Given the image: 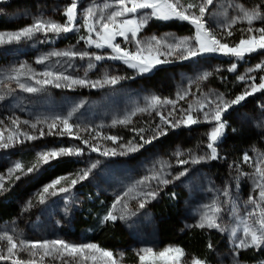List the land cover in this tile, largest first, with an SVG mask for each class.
I'll list each match as a JSON object with an SVG mask.
<instances>
[{
  "label": "rangeland",
  "instance_id": "1",
  "mask_svg": "<svg viewBox=\"0 0 264 264\" xmlns=\"http://www.w3.org/2000/svg\"><path fill=\"white\" fill-rule=\"evenodd\" d=\"M71 2L72 0H0V21L17 26L13 31L0 32L18 31L32 24L38 17L64 23L66 17L63 13ZM77 3V30L67 34L61 33L58 36L52 33L47 36L39 33L32 39L0 44V57L7 59L6 64L0 66V95L4 96V99L0 100V131L7 137L9 132L16 131V126L12 124V121L18 120L20 132H27L36 137L33 140H24L23 137H20L23 142H17L6 150L0 149V175L6 177L4 181L6 190L0 191V198L3 195H12L11 199L18 208L15 218L0 223V235L7 233L17 241L25 240L26 242L59 239L75 245L90 243L87 236L104 223H102V218L115 199L132 189L129 196L125 197V202L129 205L126 218L117 220L130 236L129 251L118 250L113 254L118 258L120 264H139L137 254L144 248L162 251L167 247H178L173 244H162L158 232V221L150 211L151 205L159 200L161 189L170 186L185 193L180 208L181 223L185 231L201 229L196 225L199 223L201 215L210 211L209 206L213 203L223 209L220 214L223 231L201 229L206 235L215 234L217 237L216 246L209 248L211 254L206 255L207 258L212 257L213 262L203 260L205 264H245L240 259L241 253L264 250V246H262L261 248L241 249L238 254H235L237 251L235 243L241 237L243 228L239 222L242 217L247 216L248 211L253 207L248 203V199L250 196L256 195L258 190L254 189L250 176L241 175L236 167H232L231 162L233 161L228 157L229 149L226 139L233 133L228 128L230 125L234 130L241 127L251 129L257 138L252 140L253 142L246 153L254 162L261 154H264V91L248 96L239 105L231 107L223 114L226 126L223 137L218 141L219 158L215 161L206 159L199 164L189 163L183 167L179 165L181 159L191 161L193 156L200 157L209 154L206 145L215 122L205 121L203 113L195 112V115L201 117L199 123L190 127L168 128L167 135L160 136L153 143L145 145L134 153L101 156L99 152L83 151L79 156H62L50 160L47 164L41 162L37 171L24 175L20 180H16L15 175L7 176L8 170L17 162H21L25 168L36 163L38 154L41 152L58 151L60 148H81L75 139L67 133L64 135L55 134L60 131L59 127L52 130L53 134H48V124L58 117L69 119V123L74 126V131L76 129L87 130L98 136L118 137L117 144H113L109 140V144L98 143L95 145L99 146L100 151L105 148H117L119 151L118 144H126L129 141L133 144L139 142L138 130L143 129L142 135L150 137L158 131L157 126L167 127L160 120L161 114L172 120L179 118L182 115V110L187 109L189 104L196 106L198 101H205V97L211 101H215L220 94H223L225 99L234 98L244 92L248 83H251L250 80L248 82L239 81L237 76H255L256 82L259 83V77L264 75V69L248 72V69L255 68L257 63L264 62V50L248 54L243 60L221 54H204L188 60L172 57L170 58L171 63L158 65L146 73H141L138 68H130L122 61L107 58L95 61L88 58L70 60L67 57H50L43 64L36 63L38 59L52 51L68 49L100 54L105 57L112 54L110 49L89 47L86 41L80 40L81 36H87L86 30L80 25L83 23L85 9L95 7L99 14L103 4L108 3L114 7L115 0H77ZM261 3L262 0H214L205 16L206 27L214 31L219 38V34H227L225 25L229 20L240 15L239 7L251 9ZM112 10L113 8H110L104 14L107 15ZM150 11V9L141 10L142 13ZM153 21H177L181 24H188L193 35L181 36L172 31L163 33L148 31ZM235 26H242L245 30L248 27L246 21H238L231 29ZM260 26H264V21L253 22V27ZM194 32V27L186 21L177 19L164 21L149 17L147 23L138 33V39L147 41L155 36L158 39L172 42L174 39L194 37ZM117 42L121 43L122 47L135 50L134 43L125 44L121 37H117ZM238 43L230 42L229 46ZM233 62L237 64V69L234 72H229L228 68ZM89 63L95 67L89 69ZM22 65L26 66L25 72L27 68H32L36 73L52 70L89 81L102 79L105 75L119 76L123 79L114 86L106 85L103 88L92 89L74 85L70 89L64 87L62 82L60 88L48 85L37 93H26L19 89L15 81L7 79L13 69ZM204 73H211V75L206 80L199 79ZM20 79L21 82L30 86L40 87L35 85L34 79H29L23 73ZM185 92L188 95L185 99L178 100L176 110L172 105L161 104L156 110L136 111L138 108H146L154 96L161 100H177L178 96ZM210 109L211 106L205 108V111H210ZM133 112L135 115H131ZM128 116H131V123L127 125L113 123ZM24 121L29 123L25 124ZM37 121L40 122L37 123ZM135 121H141L142 127L134 129ZM32 123H37L36 129L31 128ZM57 123L59 125V121ZM41 130L45 135H40ZM120 131L129 133L131 137L120 136L118 134ZM177 153L180 155L177 156ZM59 159L74 161L76 167L71 174L65 177L67 179L62 180L61 184L56 186L57 194H45V202L41 204L39 195L44 186L29 193L24 192V188L31 181L38 179L47 166ZM96 161L99 163L96 168L91 169L86 180L79 181L74 187H70V191L67 193L58 191L59 187L70 186L71 179L77 178L82 171L91 168V165ZM245 167L248 168L246 173L254 171L249 164H245ZM184 169L188 170L187 175L179 180L175 179L176 174ZM153 173L169 179L171 182L168 185H161L158 181L151 180L144 185L138 184V181L144 180L146 176H152ZM83 182L89 184L96 193L108 196L111 203L96 219L94 227L83 230L78 235H71L67 229L70 228L75 215L80 211L82 203V195L76 187ZM150 189L157 191L156 198H148L145 207L139 208V200L144 197L137 194ZM225 189L230 193L228 197L223 195ZM133 196H136V199H133ZM29 202H31V207L28 206ZM251 222L250 220L249 223ZM237 228L240 229L237 231V237H233L231 233ZM5 245L6 242L0 241V254L3 253ZM17 252L18 257L14 258L24 261L35 259L39 264L38 256L32 257L26 251L21 252L19 248ZM127 253L131 255H127ZM192 258L196 257L186 253L184 261L190 264ZM64 259L72 260L71 257H64ZM43 264H63V261L45 257ZM81 264H93V262L91 260L82 261ZM157 264H162V262H157Z\"/></svg>",
  "mask_w": 264,
  "mask_h": 264
},
{
  "label": "snow or ice",
  "instance_id": "2",
  "mask_svg": "<svg viewBox=\"0 0 264 264\" xmlns=\"http://www.w3.org/2000/svg\"><path fill=\"white\" fill-rule=\"evenodd\" d=\"M214 0H115V6L105 3L97 14V8L88 7L83 13V23L80 27H83L87 36H81L80 40L86 41L89 47L94 46L97 49H110L112 54L107 57L100 54H93L86 51H73L72 49L63 51H52L48 55L38 59L36 63L43 64L50 57H67L70 60L79 58L84 60L94 59L95 61H102L103 59L119 60L125 63L130 68H138L141 73H146L152 68L158 65L171 63L170 58L175 57L179 60H188L204 54H221L228 57H235L237 60H243L246 55L257 52L258 50H264V26L253 27L254 21H264V0L261 4H257L254 8L247 9L243 6L239 7L240 15L232 17L229 22L225 25L228 36H232V26L238 21H246L248 27L246 29L249 33L247 38H241L238 44L229 46L227 42H221L218 35L206 27V13L209 10V6L213 5ZM77 0H72L71 4L66 7L63 15L66 17L64 23L56 22L52 19H45L43 17L35 18L33 23L25 26L24 28L15 32H0V44L19 42L21 39H32L35 35L42 33L47 36L49 33L60 35L61 33L67 34L77 30ZM110 8L107 15L104 12ZM151 10L148 13H142L141 10ZM149 17H154L159 20H172L177 19L180 21H186L191 24L194 29V37H183L178 40L174 39L172 42L158 39L153 36L147 41H141L138 39V33L147 23ZM117 37L123 38L125 44H135V50H130L127 47H122L121 43L117 42ZM194 41V42H193ZM161 57H164L163 59ZM95 65L89 63L88 68H94ZM22 65L19 68L12 70V73L7 76L9 81H15L19 89L26 93H37L41 91L45 86L51 85L55 88L63 86L66 88H72L74 85L81 87H91L92 89L103 88L106 85H116L123 79L119 76H107L105 75L102 79L95 81H89L86 79L73 78L70 75L64 73H57L52 70H46L36 73L32 68H27ZM237 69V64L233 62L228 68L229 72H234ZM264 69V62L257 63L255 68H249L248 72L255 70ZM27 75L29 79L35 80V85L40 87L30 86L26 83L21 82V74ZM211 73H204L199 79L206 80ZM237 79L242 82H248V87L239 95L234 98L225 99L223 94L217 96L215 101L207 100L198 101L197 105L189 104L187 109L182 110V115L179 118H173L169 120L166 116L160 115V120L163 125L167 127L157 126L158 131L150 137L142 135L143 129L137 131L139 135V142L133 144L131 141L126 144H118V148H105L103 151L99 150V146L95 144H89L87 139H82L79 135L73 132V125L69 123L67 118H56L50 124H48V134H53L54 129L60 128L57 135H64L67 133L70 137L82 140L86 148H90L92 152H99L101 156H116V155H127L139 151L147 144L153 143L154 140L160 136L167 135L168 128H178L180 126L190 127L200 122L201 117L195 115V112L203 113V119L208 122H215L212 131L209 134L206 147L209 150L207 156H200L191 159L179 160V165L183 167L189 163L199 164L201 161L210 159L217 160L219 158L218 153V141L223 137L225 130V122L223 120V114L227 112L231 107L239 105L248 96H252L257 92L264 91V75L259 77V83L256 82L255 76H244L239 75ZM11 90V89H10ZM188 95L187 92L178 96L177 100H161L159 97H152L150 103L146 108H138V112H146L149 109L156 110L161 104L172 105L173 109L176 110L178 100L185 99ZM4 96L0 95V100H3ZM210 111H205V108H209ZM131 115H135L133 112ZM59 121V125L57 123ZM40 121H37L39 123ZM129 124L131 123V116L126 117L123 120L114 121L113 123ZM28 124V121H24ZM37 123H32L31 128L36 129ZM12 124L16 126V131L9 132L7 137L0 131V149H8L14 146L17 142H23L20 137L24 140L36 139L35 136L30 135L27 132L19 131V121L13 120ZM40 135L43 136L45 133L43 130L40 131ZM104 139L111 140L113 144H117L118 137L106 136ZM81 148H60L57 150L44 151L38 154V161L33 163L31 166L25 168L21 162L14 164L12 168L8 170L7 176L12 177L15 175L16 180H20L24 175L30 174L39 169L40 163L47 164L52 159H57L62 156H79L83 153ZM180 153H177L179 156ZM242 161L245 164H249L254 169L252 173H241L244 176H250L254 189L258 190L256 195L250 196L248 203L253 207L248 211L246 217H242L240 224L243 225L242 235L235 243V254H238L241 249L249 248H261L264 246V154H261L258 159L254 162L249 154L245 153L242 157ZM99 161H96L91 165V168L82 171L77 178L71 179L70 186L59 187L60 193H67L70 191V187H74L79 181L86 180L91 172V169L96 168ZM239 168V166H237ZM188 170L184 169L176 174L175 179L179 180L181 177L187 175ZM16 173H19L18 175ZM6 177L0 175V191L5 189ZM67 178L61 177L48 185L44 186L42 193L39 195V203L45 202V194L56 195L57 185L61 184L62 180ZM151 180L158 181L161 185H168L171 181L165 179L162 176L153 173L152 176H146L144 180L138 181V184L144 185L146 182ZM52 189L53 191H49ZM125 192L123 196H118L112 203L107 213L102 218L103 222H116L118 219H125L129 208L125 197L129 196V193ZM137 195L144 197L139 200V208L143 209L148 203V198L155 199L157 191L150 189L138 193ZM223 195L228 197L229 191L225 189ZM136 199V196L132 197ZM31 207V202H29ZM119 207V215L118 212ZM210 211L204 212L199 220L197 227L204 229H216L223 231L222 224L220 223L223 209L216 203L209 206ZM252 221L249 223V221ZM237 228L233 230L231 235L237 237ZM0 241L6 242L4 251L0 254V261H10L11 264H38L37 260L24 261L18 257L17 249L21 252H28L32 257H39V264H43L45 257H50L54 260H62L63 264H81L82 261L91 260L93 264H120L118 258L113 254L112 251L105 250L94 243L86 244H70L63 240L55 239L43 242H26L25 240H15L12 235L4 233L0 235ZM212 247L211 244L208 245ZM139 264H189L184 261L186 255L185 250L180 247H167L162 251H155L152 248H144L138 254ZM64 257H71L72 260H65ZM190 264H205V262L199 258H192Z\"/></svg>",
  "mask_w": 264,
  "mask_h": 264
},
{
  "label": "trees",
  "instance_id": "3",
  "mask_svg": "<svg viewBox=\"0 0 264 264\" xmlns=\"http://www.w3.org/2000/svg\"><path fill=\"white\" fill-rule=\"evenodd\" d=\"M262 11H264V8H262ZM16 28L17 26L14 24H7L4 21H0V31H13ZM148 31H156L159 33L172 31L181 36L193 35L188 24H181L177 21H153L151 22ZM231 31L233 32L232 36H228L224 33L219 34L221 42L238 43L241 38H247L249 35L242 26H235ZM6 62V58L0 57V66L6 64ZM134 124V129L142 127L141 121H135ZM228 128L233 131L232 135L226 139L229 149L228 157L233 161L231 162L232 167L234 166L237 168V166H239V168H237L239 172L246 173L248 168L245 167L242 157L253 142L252 140L257 138V135L253 130L246 129L245 127L234 130L232 125H230ZM73 132L82 137V139H87L89 144H109L110 142L109 140L104 139L103 136H98L91 131H82L79 129L74 131L73 128ZM118 134L120 136L131 137L130 134L125 131H120ZM75 141L85 152L91 150L90 148L85 147L82 140L75 139ZM75 167L76 163H74V161L68 159L56 160L45 168L44 172L38 179L31 181L30 184L26 185L24 192H32L49 184L57 178L66 177L73 172ZM76 188L82 195V203L80 211L75 215L70 228L67 229V232L71 235H78L83 230L94 227L96 219L102 215L106 206L111 203V199L108 196L96 193V191L86 182L81 183ZM159 195V200L151 205L150 211L158 221V232L162 244H173L184 249L187 254H191L201 260H208V262L212 263V257L207 258L206 255L208 253L211 254L208 247L209 244H211L212 247L216 246V235H206L201 229H192L189 231L183 229L180 208L182 201L185 198V193L181 190L173 189L170 186H165L161 189ZM12 197V195L10 196V194H7L0 198V223L12 220L18 214V208L13 203L11 199ZM87 239L88 242L94 243L99 247L112 252L118 250L128 252V247H130V236L117 221L104 222L100 227H97L91 234H89ZM129 254L130 253H127V255ZM240 259L245 264H261V262H264V250L241 253ZM0 264H11V262L0 261Z\"/></svg>",
  "mask_w": 264,
  "mask_h": 264
}]
</instances>
